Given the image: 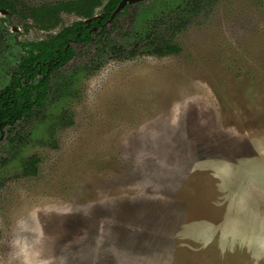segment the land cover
Returning <instances> with one entry per match:
<instances>
[{"label": "rangeland", "instance_id": "1", "mask_svg": "<svg viewBox=\"0 0 264 264\" xmlns=\"http://www.w3.org/2000/svg\"><path fill=\"white\" fill-rule=\"evenodd\" d=\"M182 1L120 21L139 14L144 31ZM210 1L165 57L86 70L96 48L74 44L52 81L69 93L0 142V264H264V0ZM77 20L43 30L0 14V90L23 55L16 39Z\"/></svg>", "mask_w": 264, "mask_h": 264}, {"label": "trees", "instance_id": "2", "mask_svg": "<svg viewBox=\"0 0 264 264\" xmlns=\"http://www.w3.org/2000/svg\"><path fill=\"white\" fill-rule=\"evenodd\" d=\"M120 2L121 0H58L35 4L30 0H0V9L9 10L11 15L19 16L26 23L32 20L34 25L43 29L59 25L63 13L92 18L97 9L102 8L100 17L91 23V26H97L101 31H93L86 22L78 21L64 27L60 33L47 40L22 44L25 54L20 59L17 71L13 73L12 81L0 91V130L12 131L21 122L39 115L52 93L55 99L63 98L69 93V82L55 84L52 92V81L75 56V52L69 47L71 42L95 46L97 59L88 62L84 67L86 70L97 69L108 57L118 60L148 55L165 57L177 50L172 43L173 38L195 23L211 3L210 0H183L164 8L162 14L152 19L144 31L136 29L134 24V29H127L119 39H114L108 35L107 21ZM120 16L121 13L118 17ZM137 20L139 14H134L133 23ZM114 22L116 27L118 21ZM59 121L63 122V117ZM37 163V158L25 162L23 174L35 176Z\"/></svg>", "mask_w": 264, "mask_h": 264}, {"label": "flooded vegetation", "instance_id": "3", "mask_svg": "<svg viewBox=\"0 0 264 264\" xmlns=\"http://www.w3.org/2000/svg\"><path fill=\"white\" fill-rule=\"evenodd\" d=\"M148 0H144V1H141V2H139V3H135V4H132V5H127L123 10H121L118 14H116V16L113 18V19H111V17L109 18V20L107 21V26H108V28H107V30H108V35H109V37H111V38H114V39H119L122 35H124V33H125V31L127 30V29H129V31L133 28V25H134V14L132 15V18L130 19V20H128L127 21V23L124 25L123 23H121V21H120V18H121V16L122 15H126L125 13H126V11H127V9L129 8V7H131V6H134V5H137V6H139V5H142V4H144V3H146ZM101 11L102 10V8H98L97 9V11ZM96 11V14L92 17V18H82V17H79V16H77L76 14H74V13H71V14H73V15H75V16H77V18H78V20L76 21V22H78V21H83V22H86V24H87V26H89V27H91L92 28V30L93 31H101V29H99L97 26H91V23H92V21L93 20H95V19H97V18H99L100 17V12H97ZM115 12V11H114ZM113 12V13H114ZM121 13V16L120 17H118V15ZM0 14L1 15H3V16H9V18H14V19H16L17 21H18V23H20L22 26H25L26 25V27H28L29 26V24L30 23H32V24H34L33 23V21L32 20H29L27 23L25 22V21H23L22 20V18H20L19 16H17V15H11L10 14V11L9 10H7V9H4V8H2V9H0ZM64 14H66V13H63L62 15H64ZM68 14V13H67ZM62 15H61V17H62ZM113 15V14H112ZM111 15V16H112ZM118 17V18H117ZM89 21V22H88ZM114 21H118V25L115 27L114 26V24H115V22ZM75 22V23H76ZM73 25V24H72ZM36 26V25H35ZM58 26V25H57ZM56 26V27H57ZM71 26V25H70ZM56 27H54V28H56ZM38 28H40V27H38ZM54 28H50V29H43V28H40V29H43V30H53ZM134 29V28H133ZM12 31L13 32H15V31H19V29L18 28H13L12 29ZM62 31V30H61ZM60 31V32H61ZM117 32V31H120V36H116L115 35V33L114 32ZM60 32H58V33H60ZM57 33V34H58ZM54 35H56V34H54ZM106 35V34H105ZM52 36V35H51ZM50 36V37H51ZM107 36V35H106ZM14 38H17L16 36L14 37ZM47 40V39H46ZM0 41H2L1 39H0ZM15 42L17 43V45H19L20 47H21V49H22V51H23V55L25 54V52H24V49H23V46H22V44H24V43H30V42H21V41H17V39L15 40ZM34 42H36V41H34ZM74 44H83V43H81V42H71L70 44H69V47H71L72 48V50L75 52V56L73 57V59L71 60V61H73L74 59H75V57L77 56V53H76V51H75V48H74ZM84 45V44H83ZM85 46H90V45H85ZM93 46V45H92ZM93 47H95V46H93ZM23 55H21V57L23 56ZM21 57H20V59H21ZM20 64V60H19V62L15 65V67L11 70V72H10V81H9V83L12 81V79H13V73L14 72H16L17 71V66ZM70 64V63H69ZM68 66V65H67ZM8 83V84H9ZM7 84V85H8ZM6 85V86H7ZM4 88V87H3ZM2 88V89H3ZM1 89V90H2ZM0 90V91H1ZM57 99V98H56ZM46 107V106H45ZM34 118V117H33ZM33 118H31L30 120H32ZM30 120H27V121H30ZM25 122V121H24ZM22 123V122H21ZM20 123V124H21ZM17 126H19V125H16L13 129H12V131H9L8 129H1L0 130V142L1 141H3L4 139H6V140H11V141H13V145H15L18 141H20V137L18 136V134H19V131L18 132H16V127ZM6 132H7V134H6ZM13 133V134H12ZM8 140V141H9ZM15 140H17V141H15ZM11 156H15V152H13L12 153V155ZM31 158H34V157H31ZM30 158V159H31ZM39 163V162H38ZM38 163H37V166H38ZM24 164V163H23ZM24 176H26V175H24ZM26 177H29V176H26Z\"/></svg>", "mask_w": 264, "mask_h": 264}, {"label": "water", "instance_id": "4", "mask_svg": "<svg viewBox=\"0 0 264 264\" xmlns=\"http://www.w3.org/2000/svg\"><path fill=\"white\" fill-rule=\"evenodd\" d=\"M141 1H144V0H121V2L119 3L118 7L115 10V12L111 16V19H113L116 16V14H118L121 10H123L127 5H132L135 3H139Z\"/></svg>", "mask_w": 264, "mask_h": 264}]
</instances>
